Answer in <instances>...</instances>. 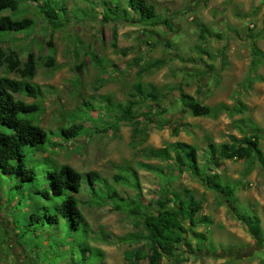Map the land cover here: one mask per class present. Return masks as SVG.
I'll return each instance as SVG.
<instances>
[{
	"label": "rangeland",
	"instance_id": "1",
	"mask_svg": "<svg viewBox=\"0 0 264 264\" xmlns=\"http://www.w3.org/2000/svg\"><path fill=\"white\" fill-rule=\"evenodd\" d=\"M149 2L167 24L150 27L124 20L103 22L98 3L67 0L69 8L78 7L90 15L83 20L72 18L67 26L53 29L34 3L22 4L21 12L14 16L33 18L36 26L24 33L0 36V49L6 53L14 50L23 60L27 53H34L38 70L31 82L40 86L41 94L17 97L41 105L35 121L48 131L57 132L73 121L85 125L86 130L77 138L55 149L59 163L81 172L96 170L110 182L119 172L116 165L134 168L141 197L134 188L116 187L125 197L141 201L148 213L157 210L156 199L165 180L153 167L170 173L176 164L175 159L154 150L185 142L197 148L202 164L210 141L235 146L245 130L257 132L261 148L257 156L219 159L213 166L214 171L237 184L235 194L244 221L201 179L183 167L174 170L172 190L189 191L200 202L195 229L208 239L199 245L190 237L189 252L164 256L160 264H264V81H255L252 87L244 83L252 42L257 41L264 51V0ZM50 38L56 49L53 67L45 65L46 41ZM257 72L264 77V58ZM19 76L17 72L9 74L14 79ZM138 85L158 94L160 106L152 100L139 101L133 109L138 116L135 123L123 120L118 105L130 98L138 101L139 94L131 96ZM179 86L211 107L226 103L240 108L241 102L247 107L241 113L224 112L217 118L194 116L182 106ZM86 102L92 104L89 119ZM81 109L86 113L78 111ZM248 119L255 128L246 122ZM7 182L9 179L0 177V186L7 187ZM89 198L82 197L81 208L89 242L102 250L100 264H131L134 251L145 254L138 264H149V233L142 218L114 210L111 205L92 206ZM5 199L3 196L0 204V264H36L32 259L36 255L28 257L16 235L14 222L20 212L13 217ZM246 209L258 219L255 232L248 230ZM130 234L138 239L119 240Z\"/></svg>",
	"mask_w": 264,
	"mask_h": 264
},
{
	"label": "trees",
	"instance_id": "2",
	"mask_svg": "<svg viewBox=\"0 0 264 264\" xmlns=\"http://www.w3.org/2000/svg\"><path fill=\"white\" fill-rule=\"evenodd\" d=\"M90 1L102 7L100 12L103 22L124 20L150 27L168 23L167 19L160 20L156 7L149 0ZM27 2L37 6L43 20L53 29L67 26L72 18L83 20L88 14L78 7L69 8L67 0H0V36L24 33L36 26L33 18L14 16L21 12V5ZM8 10L11 13H5ZM46 44L48 54L45 65L53 67L56 64L55 45L51 38ZM251 54L248 74L244 79L249 87L255 81H264V77L257 72L264 58V51L257 41L251 44ZM92 59L97 61V56L92 55ZM3 68L5 73L2 72ZM37 70L38 60L33 52L27 53L23 60L14 50L6 53L0 49V177L9 179L7 187L0 186V204L5 196L4 205L12 207V216L20 212V218L17 215L14 222L16 235L26 255H36V258H32L36 264H100L102 250L89 242V229L81 208L85 195L90 197L87 202L92 206L111 205L114 210L142 218L149 233V264H160L164 256H182L189 252L187 248L192 246L190 237L199 245L203 244L208 239L206 234L195 229L202 205L189 191L172 190L171 181L176 168L183 167L201 179L239 220H245L235 194L237 184L214 171L213 166L218 164L219 159L247 160L257 156L261 152L257 132L243 130L244 135L235 146L226 143L218 145L210 141L202 164L197 148L185 142H174L168 147L154 150L162 156L175 159L176 164L170 173L153 167L165 180L161 194L156 199L157 210L148 213L143 211L141 201L125 197L116 187L122 185L134 188L141 197L139 176L131 166L116 165L119 172L113 175V182H110L96 170L81 172L70 164H61L56 160L55 149L64 148V142L77 138L86 129L83 123L77 121L59 127L57 132L48 131L37 124L36 115L41 112V105L27 103L17 97H37L41 94L40 86L31 82ZM11 72H17L20 79L9 77ZM178 90L182 106L194 116L217 118L224 112L231 115L241 113L247 107L242 102L240 108L226 103L211 107L185 92L182 86ZM136 94H139L138 101L130 98L118 105L123 120L136 121L138 116L133 109L139 101L152 100L160 106L157 104L160 102L159 95L153 90H145L142 85H138V91L131 93V96L135 97ZM85 105L88 106L89 114L86 117L89 119L92 104L86 102ZM78 111L86 113L83 109ZM248 121L256 127L252 120ZM245 215L248 217V230L257 231L256 215L248 209ZM18 227L20 230H17ZM137 239L133 234L119 238L121 241ZM144 255L140 251L132 252L131 264H138L137 260Z\"/></svg>",
	"mask_w": 264,
	"mask_h": 264
}]
</instances>
